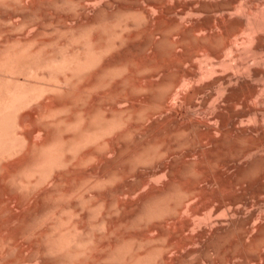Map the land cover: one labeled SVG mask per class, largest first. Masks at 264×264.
I'll return each instance as SVG.
<instances>
[{
  "label": "bare ground",
  "instance_id": "6f19581e",
  "mask_svg": "<svg viewBox=\"0 0 264 264\" xmlns=\"http://www.w3.org/2000/svg\"><path fill=\"white\" fill-rule=\"evenodd\" d=\"M213 1L177 10L189 17L185 28L177 12L170 16L178 6L162 0H0V264H249L264 255V157L255 153L264 140L246 132L264 120V103H247L264 94V68L246 60L264 66V0ZM237 33L243 49L233 44ZM225 50L245 62L220 58L238 72L209 83L221 93L204 156L199 123L172 114L168 98L217 72L211 60ZM198 57L205 69L193 65ZM205 91L181 100L190 110L199 94L203 104L212 98ZM223 161L237 185L261 176L263 185L248 188L255 209L243 191L245 198L198 191L195 181L209 178L203 169L219 178ZM183 210L190 217L173 233L166 222Z\"/></svg>",
  "mask_w": 264,
  "mask_h": 264
},
{
  "label": "rangeland",
  "instance_id": "374dc122",
  "mask_svg": "<svg viewBox=\"0 0 264 264\" xmlns=\"http://www.w3.org/2000/svg\"><path fill=\"white\" fill-rule=\"evenodd\" d=\"M162 1L165 3V6H166V7H170V8H171V6H172V8L174 7L173 9H175V7L178 6V7H176V11L173 10V12H171L170 16H172V14L174 15L175 12H177V14H179L181 17L186 16L185 14L179 13L177 10H179V11L181 12L185 6H188V7H191V6H192V7H193V5H194V6L197 5V3H194L195 0H174V1L171 0L172 3H173L174 5L171 3L170 0H167V1H166V0H165V1L162 0ZM168 1H169V4L167 3ZM184 1H185V2H184ZM212 1H213V0H212ZM177 2H178V4H177ZM213 2H216V1H213ZM192 3H193V4H192ZM170 4H171V5H170ZM185 4H186V5H185ZM179 5H180V6H179ZM182 5H183V6H182ZM189 5H190V6H189ZM181 8H182V9H181ZM180 9H181V10H180ZM217 13H219V12H217ZM175 14H176V13H175ZM181 14H182V15H181ZM215 14H216V12H215ZM215 14H213V15H215ZM216 15H217V17L219 18L221 14H216ZM216 15H215V17L213 16V19H212V20H214V21H212L210 18H209V20L213 22V23L210 22V23H212V24H211L212 27H214L213 30L215 29L214 31L217 32V31H220V27L218 28V24H217V23H218L219 21H217V20H219V19L216 17ZM218 15H219V16H218ZM172 17H173V16H172ZM181 17H179V16L177 17V15H175L173 18H175V19H176V18L179 19L178 21H180L181 24L183 23V26H184V27H185V25H188L187 27H190L191 23H189L190 21H189V17H188V15L186 16V17H188V18H186V17H183V18H182L183 20H184L185 18L187 19V20L185 19L183 22L181 21V20H182ZM201 18H202V17H201ZM211 18H212V16H211ZM215 18H216L217 20H216ZM220 18H221V17H220ZM231 18H232V17H231ZM180 19H181V20H180ZM233 20H234V19H232V21H233ZM151 22H152V23H149L148 26H149L150 28H154V27H155L154 24L156 25V22H155V21H151ZM150 24H152V25H150ZM189 24H190V25H189ZM214 24H215V25H214ZM216 24H217V25H216ZM213 25H214V26H213ZM185 28H186V27H185ZM185 28H184V29H185ZM216 28H218V30H217ZM237 35H238V36H237ZM243 35H244V33H237V34L235 35V36H237V37H234V36H233L234 39H232L233 41H235V40H237V41H235L234 43H233V41H231L233 44L236 43V44H235L236 46L240 44V45L237 46V47H240L241 49H243V47L245 48V44H243V45L241 44V43H242L241 41H243V37H244ZM173 38L176 39L175 37H173ZM244 43H245V42H244ZM233 44H232V45H233ZM200 52H201V51H200ZM226 52H227V53H226ZM223 53H224V54H223ZM223 53H222V55L219 57V59H218V58H215V59L211 60V61H214V62L219 61V62H217V63H218V64H217V67L214 66V70H216L217 72H215V71L212 72V73H214V74H209L210 76H206V78L202 77V76H204L205 74L202 75V76H200V77L194 78V79L192 80V81H194V82L191 81V83L189 82V84H188V85L192 84V86L190 85V88H189V86H188V88L186 87L187 90H189L188 92H187V90H186V88H185L184 86H183V88H182V85H180V87L178 86V88L176 87L177 89H176V88H175V89L178 91V94H176V96L173 94L172 96H170V97L168 98V103L170 104V105H169V104H168V105H169V109H172V110H170V111L172 112V114L175 115V114L177 113L178 115H180L181 113L184 114L185 112H187L188 115H189V119H190V114L192 115V117H191L192 119H190V120H192V123H194V124L199 123L198 128H196V129H198L200 132H199L198 135L195 133L196 141H195V137H194V136H193V137H194L193 140L195 141V143L197 142L196 144H199L200 142H202V143H200L201 146H202L203 143H204V145H205L206 143H207V144L209 143V142H208V141H209V136H212V135H209V136H208L207 134H213V133H212L213 131H212V132L209 131L210 128H209V130H208V129H207V126L209 127V124H211V123H209L210 121L212 122V120H210V118L212 117L214 111L217 110V106H215V104H213V103H215V101H216V103L218 104V102H219L218 99L220 98L218 93H221V92H219L218 89H216V90L218 91V92H217V91L215 90V88H214L215 91H214V90H211V89H213V87H216V86H210V87H209V83L212 82V79H213V80L216 79V77L218 78V77H220V76H222V75H226V74H228V73H232V72L235 73V72H238V71H235L236 69L232 68V66H230V65H226V66H225V65L221 64V63H220L221 60L224 61V59H225V61H226V60H228V58H229V59H230V62H231V63H234V62L237 61L238 57H240V59H243V57L241 58V56H234V55L231 56V53H230V51H228V50H227V51L225 50V52H223ZM231 57H233L234 60H236V61L232 60ZM220 58H221V60H220ZM201 59H202V58L198 57V58H196V60H193L192 63H193V65L200 66V64H198V62L200 61L199 63L202 64V66H201L200 68H201V69H205V68L208 66V65L206 64L207 62L205 61L206 59H205V60L203 59L202 61H201ZM243 60H244V59H243ZM246 60H249L248 64L250 63V64H251L250 66H252L253 69H256V68L260 67V65H261V67L263 66L261 63H258L257 60L255 61L257 64H256V63H252V62H253V59H252L251 57H250V59L248 58V59H246ZM207 61H208V60H207ZM238 61L240 62V61H242V60H239V59H238ZM194 62H195V63H194ZM203 62H204V64H203ZM205 62H206V63H205ZM244 62H245V60H244ZM208 63H209V61H208ZM219 64H221V66H220ZM253 64H254V65H253ZM255 64H256V65H255ZM258 64H260V65L257 66ZM193 65H191L190 63H187L186 66H185V69H188V70H191V68L194 69L195 67H192ZM209 65H210V64H209ZM215 65H216V64H215ZM222 65H223V66H222ZM190 66H191V68H190ZM203 66H204V67H203ZM229 66H230V67H229ZM256 66H257V67H256ZM202 67H203V68H202ZM261 67H260V71H262V69L264 68V66H263L262 68H261ZM183 68H184V66H183ZM217 69H218V70H217ZM233 69H234V70H233ZM257 70H258V69H257ZM230 71H231V72H230ZM243 71L245 72V67H244V69H242L240 72H243ZM244 72H243V73H244ZM217 73H218V74H217ZM243 73H241V74H243ZM206 75H208V74H206ZM201 77H202V79H201ZM198 78L201 79L200 82H197V81L199 80ZM203 78H204L205 80H204ZM195 79H197V81H196ZM253 82H254L255 84H254ZM256 82H257V81H252V82L250 83V85H253V84H254L253 86H256V87H257V83H259V82H257V83H256ZM193 83H194V84L198 83V84H196V85L193 87V85H194ZM200 83H201V84H200ZM244 83H245V82H244ZM244 83H242V85H240V86H244V87H242V89H245V84H244ZM252 83H253V84H252ZM207 84H208V85H207ZM201 85H202V86H201ZM237 85H238V84H237ZM205 86H206V87H205ZM238 86H239V85H238ZM240 86H239V88L236 86V88H237L238 90L236 89V90H234V91H237L238 93H242L241 90H240ZM258 86H259V84H258ZM196 87L204 88V91H205L206 88H207V90L205 91V94H207V93H209L210 91H212L211 94L213 93V94H212V98H214V99H212V98L210 97L208 100H206L207 103H206V101H205L204 104H203V103H202L203 100H200V99H201L200 97L203 96V93H204V92H203L202 94H199V95L197 96L196 104H197V106H198V105H199V106L197 107V106L195 105V107H190V108H192V109L189 110V107H188L187 105H185L184 101L181 100V97H182V99H183V95H184V94L188 95V93L191 92V90L194 89V88H196ZM208 87H209V90H208ZM184 88H185V91H184ZM210 88H211V89H210ZM216 88H217V87H216ZM178 89H180V90H178ZM182 89H183V90H182ZM213 91H214V92H213ZM179 92H180V93L182 92V93L180 94ZM183 92H184V94H183ZM215 92H216V93H215ZM261 92H264V90L261 91ZM214 93H215V95H216V94H217V95L215 96ZM179 94H180V95L183 94V95H182V96H177V95H179ZM205 94H204V95H205ZM262 94H263V93H262ZM262 94H260V96H258L257 101L260 102L261 100L264 99V98L261 97ZM200 95H202V96H200ZM173 96H174V97H173ZM199 96H200V97H199ZM214 96H215V97H214ZM217 96H218V98H216ZM179 97H180V98H179ZM260 97H261L262 99H260ZM263 97H264V94H263ZM177 98H178V99H177ZM242 98H245V97H242V96H241V100H244V101H245V99H242ZM210 99H212V100H210ZM215 99H217V100H215ZM252 99H253V100H252ZM254 99L256 100V98H254V97L251 98L250 100L248 99V100H247V101H248L247 103H248L249 105H248V104H247V105H248L249 107H254V106L258 107V106H260V108L262 109L264 106L261 107V106H262L261 103H264V102L262 101V102H260L259 105H257L259 102H257V101L254 102ZM259 99H260V100H259ZM198 100H199V103L197 102ZM214 100H215V101H214ZM200 101H201V103H200ZM220 101H221V100H220ZM249 101H251V103H252L251 105H254V106H251ZM252 101H253L254 103H253ZM174 102H175V103H174ZM210 102H211L212 105H214V106H212ZM205 103H206L207 106H209L208 103L210 104L209 108L205 105ZM256 103H257V104H256ZM172 104H173V105H172ZM200 104H201V105H200ZM180 105H181V106H180ZM204 105H205V107H204ZM173 106H174V107H173ZM200 106H201L202 108H201ZM211 106L214 107V109H212ZM237 106H239L238 111H240V109H241L240 106H242V105L240 104V105H237ZM237 106H236L235 110H237ZM248 106H247V107H248ZM171 107H172V108H171ZM187 107H188V108H187ZM203 107H204V108H203ZM174 108H175V110H174ZM194 108H195V109H194ZM187 109H188L189 111H188ZM202 109H203V110H202ZM209 109H211V110H209ZM242 109L245 110V106H243ZM198 110H199V111H198ZM200 110H201V111H200ZM205 110H206V111H205ZM207 110L209 111V113H207V112H208ZM263 110H264V109H263ZM176 111H177V112H176ZM196 111H197V112H196ZM222 111H223V113H225L224 110H222ZM226 112H227V111H226ZM198 113H199V114H198ZM200 113H201V115H200ZM211 113H212V114H211ZM227 113H228V112H227ZM227 113H225V115L223 114L225 117L227 116L226 118H228V115H226ZM177 114H176V115H177ZM228 114H229V113H228ZM202 116H203V117H202ZM204 116H205V117H204ZM207 116H208V118H207ZM209 117H210V118H209ZM196 118H197V119H196ZM205 118H206V120H205ZM245 118H246V117H245ZM246 119H248V118H246ZM193 120H194V122H193ZM199 120H200V122H201V125L204 124L203 126L200 125ZM203 120H204V121H203ZM195 121H196V122H195ZM197 121H198V122H197ZM208 121H209V122H208ZM243 121L245 122L246 127H247L249 124L251 125V124L253 123V122L251 123L250 120H249L250 123L247 122L248 120H247V121L243 120ZM261 121H264V120H260V121H259V124H258V121L256 122V123H257L256 126H258V128L261 127V128H260L261 130H260V129L257 130V129H256V126L253 127V128H250L251 131H250L249 129L246 130V132H250V133H251V134H250L251 136H252V135H253V136L255 135L254 137H255L256 139L252 136V137H253L252 141H256V140L258 141L259 139L264 140V137H263V139H262V138H259L260 136H264V134H262V132H263L262 129L264 130V126H263L264 124H263V122H261ZM260 122H261L262 124H261ZM202 123H203V124H202ZM246 123H249V124H246ZM196 125H197V124H196ZM205 125H206V126H205ZM245 125H244L243 123H242V125H241V123H240L238 126H240V127L243 126V127H244ZM204 126H205V127H204ZM196 127H197V126H196ZM201 127H202V129H201ZM203 127H204V128H203ZM210 127H211V125H210ZM262 127H263V128H262ZM205 128L207 129L208 132L206 131ZM203 129H205V130H203ZM248 130H249V131H248ZM252 131H253V132H252ZM259 131H260V132H259ZM261 131H262V132H261ZM202 132H203V133L205 132V134H202ZM258 132H259V133H258ZM200 133H201L202 135H201ZM252 133H253V134H252ZM254 133H255V134H254ZM247 134H249V133H247ZM260 134H262V135H260ZM204 135H205L206 137H208V138H206ZM234 135H235V134H234ZM258 135H259V136H258ZM198 136H199V138H198ZM200 136H203V137H200ZM248 136H249V135H248ZM248 136H247V138H248ZM251 136H249V137H251ZM193 137H192V138H193ZM257 137H258V139H257ZM202 138H205V139H202ZM206 139H207V140H206ZM199 140H200V142H198ZM202 140H203V141H202ZM205 140H206L207 142H206ZM236 141H237V142H234V143H235V145H234L235 147H237V143L239 142V140H236ZM249 141H251V138H249ZM243 142H244V141H243ZM243 142H242V143H243ZM245 142H247V141H245ZM245 142H244V143H245ZM232 143H233V142H232ZM244 143H243V144H244ZM207 144H206V145H207ZM209 144H210V143H209ZM209 144H208V146H204L203 148L200 147L201 150L204 149L203 152L201 151V153H204V154H203L204 156H205V153H206L207 151L209 152V149L211 150L212 145L210 144V145H211V147H210ZM247 144H248V143H247ZM200 145H198V146H200ZM240 145H241V143L239 142L238 147H239ZM228 146H229V145H228ZM230 146H233V144L230 145ZM230 146H229V147H230ZM244 146H245V145H244ZM183 147H184V146H183ZM185 147H186V146H185ZM185 147H184V148H185ZM205 147H207V148L210 147V148L207 149V148H205ZM240 147H241V146H240ZM262 147H263V149H264V146H261V147H259V148H262ZM259 148H257V149H258V151L256 150L257 152H255V151H254V152L257 153L258 155H259V153H260L259 158H260V160H261V159L264 157V152H263L264 150L262 149V150H263V151H262V150L259 149ZM231 150H232V151H231L232 154H234V152H233L234 149H231ZM260 150H261L263 153H261ZM228 151H230V150H228ZM231 152H230V153L228 152V153H229L228 155H230V157L227 156V155H226L227 157L225 156V154H227V153H225V151H224V153H222V156L226 157V162H227L228 160H231V159H229V158H232V159H233L234 155H233V157H231ZM258 152H259V153H258ZM209 153H210V152H209ZM209 153H208V154H209ZM257 154H255L254 157H255ZM206 155H207V154H206ZM258 155L255 157V159L258 157ZM220 156H221V155H220ZM220 156H219V157H220ZM222 156H221V158H222ZM262 156H263V157H262ZM227 158H228V159H227ZM235 158H236V157H235ZM259 158H258V160H259ZM224 159H225V158H224ZM221 160H222V159H220V161H221ZM224 161H225V160H224ZM224 161L222 162V164L219 162L220 164H217V165H216L217 167H218V165H220V167H221V166H222V167H221V168H220V167L217 168L218 171L215 169V171H216L215 173H218L220 176H221L222 173H224V174L222 175V177L224 178V177H225L224 175H226V177L224 178L225 181L223 180V178H220V176H219V178H218V175H217V174H215V175H217V178H216V179H215L216 176H214V175H213V176H214V179L217 180V182H220L219 179L221 180L220 183L225 182L224 188H222V190H223V189H228V191L224 190V191H222V194L220 193V192H221L220 190H221L222 184H220V183L218 184V183H217V184L220 185V186H219V187L216 186L217 184H216V182L214 181L213 176H212V174H214V172L211 173L213 170L211 171V170L209 169V168H210V167H209V168H208L209 173H206V172L208 171L207 168H206V170H207L206 172H204L205 169H203L204 171L202 172V173L206 174L205 176H207V175L209 176V178L207 177L208 179L204 178L203 176H202V177L200 176L201 179L199 178L197 181H195L196 179L194 180L197 184L200 183V184L198 185V186H199V187H198V191H199V192H200L201 190H203V191H201V192L204 193L205 196H209L210 194H211L210 196H214V195L216 196V195L218 194V197H220V198H224V196H225V198L230 197V196H231L230 198H232V197H234V196L237 197V195H238V197H242V198L244 197V198H245V196L247 195L246 197H248V194H249V189H248V188H250V190H251V188L254 189V187L256 188V187L259 186V185H263V183H262L261 180H260L261 176H260L259 174H258V175H259L260 177H259L258 175H257L258 177H257V176H253V177H254L253 184L251 183V181L249 182L250 184L248 183L250 186H248V184H247V186L244 187V186L246 185L245 183H243L242 185H241V184H240V185H237L238 183H236L235 181H234V183H233V180H234L233 177H234V175H232V170H233L234 168H233V169H229L228 166L224 165V164L226 163V162H224ZM232 161H233V160H231V162L229 161V163L232 164ZM262 161H264V160H262ZM262 163H263V162H262ZM231 164H230V165H231ZM233 164H234V163H233ZM216 166H212V167L214 168V167H216ZM225 166H226V167H225ZM244 166H245V165H244ZM263 166H264V165H263ZM213 168H212V169H213ZM225 169H226V170H225ZM228 169H229V171H228ZM262 169H263V171H264V168H262ZM262 169H261V170H262ZM221 170H222V171H221ZM230 170H231V171H230ZM227 171H228V172H227ZM263 171H262V172H261V171H258L259 173L261 172L262 177H263V175H264V174H263V173H264ZM227 173H231V174H227ZM256 174H257V173H256ZM230 175H231L232 177H231ZM255 177H257L256 180H255ZM202 178L206 179L208 183H206V180L202 181ZM210 178H211V180H210ZM226 178H227V179H226ZM232 178H233V179H232ZM251 178H252V177H251ZM231 179H232V182H231V183H233V184H232L233 186H232V185L230 184V182H229ZM250 180H251V179H250ZM190 181H191L190 184H191L192 182L194 183L193 179H191ZM198 181H199V182H198ZM226 181H227V182H226ZM211 182H212L213 185L211 184ZM228 182H229V183H228ZM255 182H256V184H258L259 182L262 183V184L259 183L258 185H256ZM235 183H236V185H235ZM202 184H203V185H202ZM251 184H252V187H251ZM191 185H192V184H191ZM193 185H196V184L194 183ZM229 185H231L232 190H231V187L228 188ZM201 186H202V187H201ZM203 186H204V187H203ZM205 186L208 187L209 190H211V189H212V186H213V190L215 189V192H213V191H210V192L207 191V188H205ZM234 186H236V187H234ZM237 186H238V187H237ZM239 186H240V187L243 186V188H240ZM214 187H215V188H214ZM233 187H234V188H233ZM201 188H202V189H201ZM218 188H220V189L218 190ZM241 189H242V190H241ZM243 189H245V190H247V191L245 192ZM205 191H207V192L210 193V194H208L207 192H206V194H205ZM216 191H217L218 193H217ZM219 191H220V192H219ZM242 191H243L246 195L243 194ZM247 192H248V193H247ZM250 192H251V191H250ZM202 193H201V194H202ZM213 193H214V194H213ZM215 193H216V194H215ZM219 193H220V194H219ZM228 193H230V194H232V195H230V194H228ZM238 193H240V194H238ZM224 194H225V195H224ZM226 194H227V195H226ZM222 195H223V197H221ZM228 195H229V196H228ZM233 195H234V196H233ZM242 195H243V196H242ZM251 195H252V194H251ZM251 195L249 194V197H248L249 199L247 200V201L249 202V204H251L250 207H249V205L247 206V207H248V211H249V210L251 211L252 208L255 209V208H256V205H258L257 202H256V204H255V200H256V198L254 197L255 195H253V196H251ZM210 196H209V197H210ZM250 196H251V197H250ZM262 196H263V195H262ZM252 197H253V198H252ZM250 199H251V200L253 199V200H252L253 202H250V201H251ZM254 199H255V200H254ZM256 201H257V200H256ZM198 204H199V203H198ZM254 204H255V206L252 207ZM240 205H241V204H240ZM239 207H242V210H241V208H240V212H241L240 215L242 214V211H243V214L241 215V217H242V216L245 214V205H241V206H239ZM250 208H251V209H250ZM211 209H212V208H210V209H208V210H209V211H212ZM208 210H207V211H208ZM209 211H208V212H209ZM183 212H184V213L181 212L180 215H179V213H178V214H176L175 216H172V217L170 218L171 220L168 219L167 222H166L165 227L168 226V227H167L168 230H170L171 227H172L173 231L171 230V232L176 233V234L179 233V232L182 230V228H181V227L179 228V226H182L183 222H184L187 218L190 217V215H189L190 212L188 213V210H187V211L183 210ZM185 212H186V213H185ZM212 212H213V211H212ZM221 212L223 213L222 215H224V211H221ZM208 214H209V213H208ZM211 214H212V213H211ZM216 214H218L217 216H219V214H220V216H221L220 211L217 212ZM182 215H183V216H182ZM240 215H239V216H240ZM184 216H185V217H184ZM173 217H174V218H173ZM176 217L178 218V220H177V222L175 223V220L177 219ZM182 217L185 218V219H183ZM175 218H176V219H175ZM172 219H173V220H172ZM180 219H181V220H180ZM170 221H171V222H170ZM173 221H174V222H173ZM179 221H180V222H179ZM181 221H182V222H181ZM168 222H169V223H168ZM172 222H173V223H172ZM179 223H180V224H179ZM169 224H170V225H169ZM171 224H173V225H171ZM174 224H176L177 226L174 225ZM169 226H170V227H169ZM174 226H175V227H174ZM248 226L250 227V225H248ZM244 227H245V226H244ZM177 231H179V232H177ZM244 234H245V232H244ZM183 236H187V234L184 233ZM180 237H181V236H180ZM243 237H244V240H245V235H244ZM247 241H248V240H247ZM244 246H245V243H244ZM248 249H249V248H248ZM248 249H247V250H248ZM262 250L264 251V247H263ZM262 250H261V252H262ZM245 251H246V250H245ZM250 251H251V250H249V252H250ZM255 251H257V250H255ZM255 251L253 250V253H254ZM251 252H252V251H251ZM259 252H260V250H259ZM261 252H260V253H261ZM246 254H248V252H247ZM254 254H255V253H254ZM254 254H252V255L254 256ZM250 255H251V253H250ZM256 255H257V253H256ZM258 255H259V253H258ZM258 255H257V256H258ZM262 255H263V253H261V255H259L258 257H256V259L258 258L257 261H259V262H257L256 260L254 261L253 258H255V256H254L252 259L249 258V259H248V260L250 261L249 264L253 263L252 261L255 262V263H253V264H256V263H257V264H258V263H259V264H262V261L264 260V255H263V256H262ZM261 256H262L263 260H262V258H260ZM259 258H260V259H259ZM260 262H261V263H260ZM247 263H248V262H246L245 264H247ZM263 264H264V261H263Z\"/></svg>",
  "mask_w": 264,
  "mask_h": 264
}]
</instances>
